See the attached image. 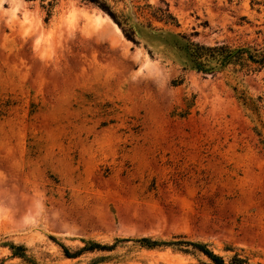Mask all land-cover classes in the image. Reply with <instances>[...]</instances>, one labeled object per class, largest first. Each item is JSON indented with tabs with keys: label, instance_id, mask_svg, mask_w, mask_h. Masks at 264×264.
I'll return each mask as SVG.
<instances>
[{
	"label": "rangeland",
	"instance_id": "1",
	"mask_svg": "<svg viewBox=\"0 0 264 264\" xmlns=\"http://www.w3.org/2000/svg\"><path fill=\"white\" fill-rule=\"evenodd\" d=\"M0 1V264H25L11 243L35 264H211L132 240L74 259L59 247L174 236L264 264V67L204 73L186 49L262 45L264 0H106L134 41L83 0H58L47 21L38 0ZM237 90L261 98V124Z\"/></svg>",
	"mask_w": 264,
	"mask_h": 264
},
{
	"label": "trees",
	"instance_id": "2",
	"mask_svg": "<svg viewBox=\"0 0 264 264\" xmlns=\"http://www.w3.org/2000/svg\"><path fill=\"white\" fill-rule=\"evenodd\" d=\"M25 1L31 2L35 0ZM38 1L40 3V7L46 11L45 21H47L50 18L52 9L58 0ZM83 1L91 3L105 12L113 20V22L118 25L125 37L134 41L132 36V27H127V17L124 14L114 11L106 0ZM145 6L150 9V15L155 19L162 21L165 24L176 23V20L169 12L167 5L165 7H152L151 5L146 4ZM186 49L193 68L204 73L214 70L215 67L223 68L236 59L237 72L244 70L246 73H253L260 71L264 67V43L262 45H240L237 46V48H231L224 44L206 46L198 42L190 41L188 42ZM210 61H214L216 65L210 66ZM237 100L247 111L248 116L253 122H257L259 124L262 123L260 119V97L253 98L246 95L243 90H237ZM253 130L259 137V143H261L264 148V136L262 135V131H260L257 125H254ZM130 240L138 243L141 248L146 249L172 247L183 253L196 252L205 256L211 264H260L259 262H249L248 258L242 256L239 252H234L228 259H225L222 255L215 253L207 243L187 240L184 239L183 236H174L171 240L152 239L149 237H141L138 239L115 238L114 242L111 244H101L94 240H83V246L74 251H70L67 246L61 243L59 244V247L65 258L74 259L86 253L98 251L111 252L115 250L117 243ZM8 247L11 251L12 257L21 259V261L25 264H35L34 260H32V258H30V256L26 253L25 246L11 243ZM114 258L116 259V257L112 255L96 256L91 258L86 264H103L105 262H110Z\"/></svg>",
	"mask_w": 264,
	"mask_h": 264
},
{
	"label": "bare ground",
	"instance_id": "3",
	"mask_svg": "<svg viewBox=\"0 0 264 264\" xmlns=\"http://www.w3.org/2000/svg\"><path fill=\"white\" fill-rule=\"evenodd\" d=\"M10 5L13 7V9H24L26 6V1L25 0H7ZM1 2V1H0ZM109 17L100 15V14H96L95 15V19L97 22H101V21H106ZM111 32V34L109 35L111 39L118 41L116 36L113 33V28H111L109 25H105ZM105 26L102 27V30L105 29Z\"/></svg>",
	"mask_w": 264,
	"mask_h": 264
},
{
	"label": "water",
	"instance_id": "4",
	"mask_svg": "<svg viewBox=\"0 0 264 264\" xmlns=\"http://www.w3.org/2000/svg\"><path fill=\"white\" fill-rule=\"evenodd\" d=\"M104 14H106V13H104ZM107 15V14H106ZM108 16V15H107ZM109 17V16H108ZM110 18V17H109ZM111 19V18H110ZM111 21H112V19H111ZM113 22V21H112ZM114 23V22H113ZM101 33L103 34V35H105V36H107V37H109V35L111 34V32H110V30L105 26V29H103L102 31H101ZM60 234H62V235H68L69 234V232H67V231H64V230H62V231H60L59 232Z\"/></svg>",
	"mask_w": 264,
	"mask_h": 264
}]
</instances>
